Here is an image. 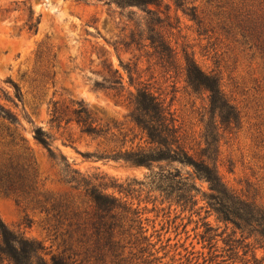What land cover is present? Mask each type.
Returning <instances> with one entry per match:
<instances>
[{"label":"rangeland","instance_id":"374dc122","mask_svg":"<svg viewBox=\"0 0 264 264\" xmlns=\"http://www.w3.org/2000/svg\"><path fill=\"white\" fill-rule=\"evenodd\" d=\"M166 1L171 3L172 25L165 31L178 51L177 59L162 58L149 46L116 51L110 45L129 23L131 11L145 15L137 8L120 9L107 0H0V87L13 94L7 81L16 83L23 92V106L15 108L3 97L0 102L22 121L25 130L18 133L26 138V147L36 162L37 189L42 196L69 198L81 211L90 210L84 192L62 180L64 162L60 166L52 162L35 142L34 127L51 136L54 150L82 176L104 175L119 183L148 182L150 170L105 158L117 148L146 146L129 118L126 101L136 87L148 86L165 99L177 117L187 148L193 152L198 149L211 116L208 95L195 93L185 81L182 48L187 46L204 71L219 75L224 92L240 112L239 128L220 132L217 166L221 178L230 189L264 207V45L250 29L252 19H264V0H186L188 6L196 7L201 24L181 9L176 11L171 0ZM30 7L40 19L37 31L29 30L26 24ZM108 56L124 78L121 97L94 85L107 86L105 79L110 80L109 63L103 62ZM119 56L136 72L134 86ZM79 103L88 108L96 126L108 130L105 135L95 138L81 131L73 115ZM23 108L32 124L24 118ZM124 135L128 136L122 144ZM2 150L0 145V153ZM180 168L183 173L191 171ZM198 185L208 189L206 184ZM135 189L127 200L142 211L147 235L163 263L188 264V259L204 264L210 255L201 239L206 231L202 220L207 216L206 208H200L206 204L201 201L193 212L183 211L163 202L160 193L148 186L136 185ZM32 206L31 199L18 202L0 186V219L7 227L42 242L53 253L65 250L61 239L55 241L50 236L46 214ZM206 221L219 229L218 254L227 256L223 240L232 227L223 234L226 226L215 215ZM257 255L261 259L264 253L258 250ZM243 258L240 252L232 264H243Z\"/></svg>","mask_w":264,"mask_h":264},{"label":"trees","instance_id":"16d2710c","mask_svg":"<svg viewBox=\"0 0 264 264\" xmlns=\"http://www.w3.org/2000/svg\"><path fill=\"white\" fill-rule=\"evenodd\" d=\"M171 1L176 11L181 9L201 24L195 6H188L186 0ZM107 3L120 9L137 8L145 13L139 16L137 11H131L127 15L129 23L122 28L119 39L110 42L116 51L122 47L128 51L133 47L141 49L149 46L162 58L177 59L178 51L165 31L172 25L171 3L166 0H107ZM244 9L240 8V11ZM132 21L134 24L130 23ZM39 22L30 7L26 23L28 29L37 31ZM250 22V29L264 45V19L261 21L257 17ZM182 59L187 85L195 93L208 95L211 124L206 125L198 149L193 152L187 148L171 105L148 86H142L136 87L135 92L129 91L126 101L130 108L129 118L142 134L146 146L117 148L105 157L130 167L150 170L148 182L133 180L119 183L104 175L93 178L82 176L71 168L63 155L54 150L52 138L43 128H33L35 142L47 151L49 159L58 166L64 162L62 180L84 192L91 203L89 211H81L69 198L42 196L38 192L36 162L30 148L26 147V138L18 133L25 128L19 115L0 102V145L3 147L0 153V186L5 194L15 196L18 202L31 199L32 209L46 214L50 236L55 241L61 239L66 246L62 252L53 253L42 242L11 230L0 219V264H165L147 235L142 211L127 200L137 192L136 185L152 188L160 193L163 202L176 205L183 211L193 212L201 201L206 204L200 208H206L207 216L202 219L206 231L201 239L210 255L204 259V264H232L240 252L244 257L243 264H264V256L259 259L257 255L258 250L264 253V207L230 189L217 166L221 129L239 128L240 112L224 92L219 75L204 71L187 46L182 48ZM103 62L109 63L110 80L105 79L107 86L95 82V87L121 97L125 92L123 76L114 67L111 56ZM119 62L128 74L130 85L134 86L136 72L125 66L120 56ZM7 83L12 86L13 94L0 87V99L3 97L15 108H19L20 104L23 106L20 87L10 80ZM22 111L24 118L32 124L24 108ZM73 115L81 131L88 136L97 138L108 131L95 125L90 111L82 103L78 104ZM127 136L124 135L122 144ZM180 167L190 168L191 171L183 173ZM198 182L206 184L208 189L203 190ZM211 215L225 224L223 234L232 227L227 239L223 240L227 247L224 251L229 253L227 256L218 254L217 238L220 235L216 233L219 229H214L206 221ZM187 263L195 264L188 259Z\"/></svg>","mask_w":264,"mask_h":264}]
</instances>
